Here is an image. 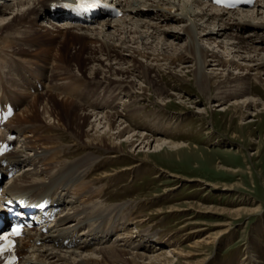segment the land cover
<instances>
[{"label":"bare ground","instance_id":"obj_1","mask_svg":"<svg viewBox=\"0 0 264 264\" xmlns=\"http://www.w3.org/2000/svg\"><path fill=\"white\" fill-rule=\"evenodd\" d=\"M46 1L19 0L16 4L7 3L4 9L0 7V100L12 95L14 88L25 86L32 71L43 74L49 70L44 91L30 96L6 126L8 133L14 131L17 134L15 148L6 158L8 163L18 165L19 171L8 177L5 189L15 192L48 186L62 206L56 225L64 226L68 234L74 235L76 231L78 234L73 247L64 249L56 248L48 241L49 237L53 239L50 233L41 234V246L28 245L26 252L31 253L25 255L38 264H174L167 252L150 256L140 252L145 242L136 244L133 235L124 230L131 220V215L125 213L128 204L103 206L100 197L105 184L93 186V181L86 175L96 162L100 164L101 154L117 158L127 155L124 149L158 154L165 150L179 152L189 147L188 143L177 141L176 136L167 137L168 131L159 136L158 131L155 130V135L147 126L140 131L131 122L132 116L141 114L140 107L133 105L139 100L135 91H152L165 102L170 98V91L162 83L164 74L168 71L172 75V70L184 62L199 63L194 74L203 92H214L216 102H235L237 107L245 110L242 119L259 109L262 104L257 102L260 99H256L250 85L253 77H262L258 81L264 82V57L259 54L264 50V23L256 22L261 21L260 12L264 14V0L250 7V12L257 11L254 17H241L238 10L234 13L204 0H191L194 8L184 10L182 15L175 13L178 5L173 0H110L123 18L121 21L102 18L99 22L101 30L92 27V23L87 26L63 19L52 21L45 29H35L32 19L43 21L47 15ZM24 7L27 9L22 13L19 10L13 16L16 8ZM167 8L172 10L167 11ZM201 22L217 26L220 31L202 34ZM181 23L190 25L185 30L190 38L185 53L177 56L156 54L153 47L150 51L145 42L142 43L154 37L185 41L184 36L157 28L159 24L173 28ZM128 24L136 31L125 27ZM139 29L146 30L145 37ZM131 34L144 37L143 41L131 39ZM223 36L232 41L234 50L245 51L247 56L236 57H241L245 63L219 56L216 51H204L200 45L202 41L217 42L216 39ZM81 38L82 47L72 55L71 50L75 47L72 41ZM132 40L137 47L130 45ZM255 40L263 47H251L250 42ZM207 66L215 67L216 72H207ZM74 68H78L81 76L75 75ZM234 71L242 72L241 76ZM137 80L148 84L145 90L137 86ZM18 96V93L14 95ZM128 96L132 98L130 104L126 103ZM124 106L126 114L121 111ZM40 108L44 109L42 113ZM142 115L150 125L164 126L163 122L160 125V120L150 117L153 113ZM68 132L71 133L70 142L65 141ZM157 135L159 138L155 139ZM70 144L75 149L79 147L83 153L73 159L60 160L63 152L71 148ZM102 176L106 175L97 177L99 182ZM132 208L129 206L130 212ZM115 214L122 216L111 217ZM224 233H218L207 244H216ZM8 256L1 254L0 261Z\"/></svg>","mask_w":264,"mask_h":264},{"label":"rangeland","instance_id":"obj_2","mask_svg":"<svg viewBox=\"0 0 264 264\" xmlns=\"http://www.w3.org/2000/svg\"><path fill=\"white\" fill-rule=\"evenodd\" d=\"M173 1L178 5L175 13L179 12L180 15L184 10L194 8L191 0ZM26 9L27 7L16 8L13 16L19 10L22 13ZM227 10L234 13L238 10L241 17H254L257 14V11L250 12L249 6H236L235 9ZM122 15L107 18L110 21H121ZM263 17L264 14L260 12L261 21H255L264 23ZM101 20L92 22V27L101 30ZM201 23L202 34L220 31L217 26ZM161 25L157 26L159 31L179 34L184 36L185 41L167 37H160L162 39L158 41L154 37L147 39L148 43L147 40L143 41L147 34L145 29L138 30L143 33V38L137 34H131L130 38L139 39L143 44L145 42L150 51L153 47L156 54L177 56L185 53L184 48L190 42L185 31L190 27L189 23L176 24L173 28ZM128 26L129 24L125 27ZM130 27L133 26L130 24L129 29ZM132 29L136 31L135 28ZM81 40L82 38L80 42L71 40L75 44L71 50L72 55L82 47ZM133 40L130 45L137 47ZM216 40L217 42L202 41L200 45L204 51H216L219 56L245 63L241 57L236 58L239 55L247 56L244 50H234L232 41L224 36ZM224 42L229 45H224ZM250 46L263 47L257 40L251 41ZM259 54L264 57V50ZM184 63L176 66L172 75L168 71L164 74L162 83L170 91V98L165 102L160 101L152 91H135L139 100L133 105L140 107L141 114L132 116L131 122L138 130L147 126L153 134L156 135V131L161 133L159 136L168 131L165 133L167 137L176 136L177 141L186 142L189 147L179 152L165 150L158 154L148 153L147 150V157L142 149L131 152L124 149L127 155L117 158L101 154L98 160L100 164L96 162L86 178L93 181V186L105 184L100 197L103 206L128 204L125 213L131 215V220L124 230L133 235L136 244L146 243L140 252L148 256L167 252L174 264H264V82L258 81L263 78L253 77L250 85L256 99H260L257 102L262 105L251 112L252 115L249 113L242 119L245 110L237 107L235 102H216L214 92H203L194 74L199 63ZM212 66L205 67V70L215 73V67ZM193 67L195 68L192 69ZM73 71L75 75H80L78 68ZM234 73L241 76L242 72ZM242 75L246 76L247 73ZM136 84L143 90L148 85L139 81ZM131 99L128 96L126 103L130 104ZM43 110L40 108L41 113ZM121 111L126 114V107ZM142 113H153L150 117L160 120V125L163 122L164 126L150 125ZM67 134L69 136H66L65 141L70 142L71 133ZM70 145L71 148L63 152L60 160L65 157L73 159L78 153H83L79 147L75 149ZM70 153L72 154L69 156ZM103 174L106 176H102L99 182L97 177ZM129 206H133L132 212ZM112 215L111 217L122 216ZM121 226L124 227L125 223L122 222ZM197 230V233H193ZM220 232L225 233L216 244H207Z\"/></svg>","mask_w":264,"mask_h":264},{"label":"snow or ice","instance_id":"obj_3","mask_svg":"<svg viewBox=\"0 0 264 264\" xmlns=\"http://www.w3.org/2000/svg\"><path fill=\"white\" fill-rule=\"evenodd\" d=\"M218 2H220V0H218ZM14 234L18 235L19 234V229H16Z\"/></svg>","mask_w":264,"mask_h":264}]
</instances>
